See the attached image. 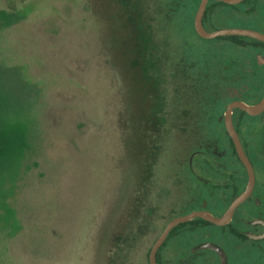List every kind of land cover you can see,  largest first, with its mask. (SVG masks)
<instances>
[{
	"label": "rangeland",
	"instance_id": "obj_1",
	"mask_svg": "<svg viewBox=\"0 0 264 264\" xmlns=\"http://www.w3.org/2000/svg\"><path fill=\"white\" fill-rule=\"evenodd\" d=\"M126 3L0 0V9L23 16L0 29V90L20 97L34 125L29 168L11 199L21 226L9 236L15 225L0 224V264H97L125 215L147 128ZM192 42L205 48L225 41ZM260 121L245 117L243 125ZM256 175L264 183V171L256 167Z\"/></svg>",
	"mask_w": 264,
	"mask_h": 264
},
{
	"label": "flooded vegetation",
	"instance_id": "obj_2",
	"mask_svg": "<svg viewBox=\"0 0 264 264\" xmlns=\"http://www.w3.org/2000/svg\"><path fill=\"white\" fill-rule=\"evenodd\" d=\"M152 3L123 4L131 23L144 30L136 37L156 46V58L150 64L141 59L139 65L147 127L139 182L97 264H150L151 249L172 219L195 210L220 217L247 185L246 168L232 153L224 111L234 101L255 104L263 97L264 47L195 46L192 38H203L194 26L201 0ZM201 22L207 31L264 32V0H207ZM263 115L264 110L251 115L238 107L231 113L254 172L246 199L224 225L194 217L173 226L156 249V264H221L211 245L222 250L226 264H264V183L256 175V167L264 171V122L251 129L243 125L245 117ZM167 151L172 154L166 161Z\"/></svg>",
	"mask_w": 264,
	"mask_h": 264
},
{
	"label": "trees",
	"instance_id": "obj_3",
	"mask_svg": "<svg viewBox=\"0 0 264 264\" xmlns=\"http://www.w3.org/2000/svg\"><path fill=\"white\" fill-rule=\"evenodd\" d=\"M22 17L13 10L0 9V29L10 27ZM133 25L135 35L144 31L141 30L140 26ZM220 37L225 42L235 45L264 47L263 42L246 36L227 35ZM136 38V54L142 60L147 59L150 64L151 59L156 58V54L152 52L156 51V46H152L151 41L143 40L140 37ZM145 63L146 61L142 62V64ZM5 69L11 70L10 67ZM22 76L26 78L24 74ZM33 126V121L24 111L20 97L8 88L3 91L0 90V224L15 225V232L9 236L15 235L21 226L11 199L16 192L22 172L29 168L25 160L31 147ZM232 153L235 159L239 160L234 150Z\"/></svg>",
	"mask_w": 264,
	"mask_h": 264
},
{
	"label": "water",
	"instance_id": "obj_4",
	"mask_svg": "<svg viewBox=\"0 0 264 264\" xmlns=\"http://www.w3.org/2000/svg\"><path fill=\"white\" fill-rule=\"evenodd\" d=\"M219 1H224L227 3L234 4V3H238L242 0H219ZM206 2H207V0H201L200 6L196 12L195 19H194V26H195L196 32L201 37L206 38V39H211V38H215L217 36L239 35V36L250 37V38L256 39V40L264 43V32L259 31V30H255V29L242 28V27H226V28H219V29H216L213 31L205 30L203 25H202L201 18H202L204 9H205ZM234 107H238V108L246 111L248 114L256 115V114H258L264 110V93H263V97L261 98V100L258 103L248 104V103H245L242 101H234V102L230 103L224 111L225 128L233 140V143L235 146V151H236L238 158L244 164L246 171H247V185H246L245 190L242 191L239 195H237L231 201V203L229 204L226 211L220 217H215L210 212L205 211V210H195V211H192L186 215H181V216H178V217H175L174 219H172L166 225L164 231L162 232L160 237L156 240L155 244L153 245V247L151 249L150 264H156L155 259H154L156 249L162 243L167 232L173 226L177 225L180 222L188 221L194 217H201V218L209 220V221H211L217 225H224L231 219L233 211L236 208V206L240 202L245 200L246 197L248 196V194L251 192V189H252V186L254 183V172H253L252 164H251L249 158L247 157V155L245 154V152L243 150V147L241 145L239 137H238V135L234 129L233 123H232L231 113H232V109ZM259 237H263V235H260ZM210 247L213 248L214 250L220 252L221 257H222V263L221 264H226L225 255L222 252V250L219 249L218 247L214 246V245H211Z\"/></svg>",
	"mask_w": 264,
	"mask_h": 264
}]
</instances>
